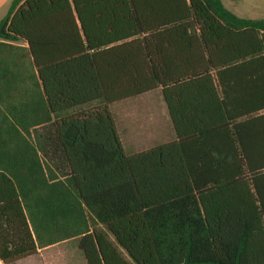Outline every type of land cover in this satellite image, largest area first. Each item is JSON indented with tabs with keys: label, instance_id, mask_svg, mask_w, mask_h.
Returning a JSON list of instances; mask_svg holds the SVG:
<instances>
[{
	"label": "trees",
	"instance_id": "obj_1",
	"mask_svg": "<svg viewBox=\"0 0 264 264\" xmlns=\"http://www.w3.org/2000/svg\"><path fill=\"white\" fill-rule=\"evenodd\" d=\"M156 90L176 140L128 155L109 106ZM71 240L87 264H264V19L222 0L11 1L0 263Z\"/></svg>",
	"mask_w": 264,
	"mask_h": 264
},
{
	"label": "rangeland",
	"instance_id": "obj_2",
	"mask_svg": "<svg viewBox=\"0 0 264 264\" xmlns=\"http://www.w3.org/2000/svg\"><path fill=\"white\" fill-rule=\"evenodd\" d=\"M100 107V103H94L76 109L72 113L80 114ZM109 110L116 120L118 130L125 143L126 154L128 155L134 154L130 151L134 145L139 144V146H142L145 141L153 136L154 139H157L155 142L176 140L166 105L161 96V90L112 104L109 106ZM127 112H132L137 117H133L132 121L128 122L126 121ZM129 126L135 130H130L129 132V129H127ZM150 133L153 136H149ZM14 264H87V261L79 250L78 240H71L40 250L37 255Z\"/></svg>",
	"mask_w": 264,
	"mask_h": 264
},
{
	"label": "crops",
	"instance_id": "obj_3",
	"mask_svg": "<svg viewBox=\"0 0 264 264\" xmlns=\"http://www.w3.org/2000/svg\"><path fill=\"white\" fill-rule=\"evenodd\" d=\"M11 1L12 0H0V22L7 15ZM222 2L228 10H230L232 13H234L236 16L240 18L254 19V20L264 19V0H222ZM126 115H127L126 121L128 122H131L133 117H137V116H134L132 112H127ZM115 123H116V120H115ZM116 127L118 130L117 123H116ZM127 129H129V132L130 130H135L133 127H130V126L129 128L127 127ZM118 133H119L123 148L125 150L126 149L125 143L123 141V138L121 137V133L119 132V130H118ZM149 136H153V134L150 133ZM155 140L157 139H154V136H153L152 138L144 142V145H142L143 147L139 146V144H136L131 148L132 150L130 151H132L134 154H137L143 151H147L156 146L171 142V141L155 142Z\"/></svg>",
	"mask_w": 264,
	"mask_h": 264
}]
</instances>
